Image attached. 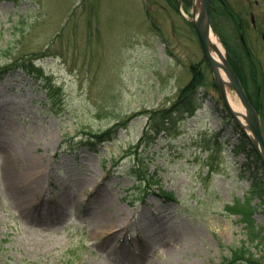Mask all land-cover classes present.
Listing matches in <instances>:
<instances>
[{
  "label": "rangeland",
  "instance_id": "obj_1",
  "mask_svg": "<svg viewBox=\"0 0 264 264\" xmlns=\"http://www.w3.org/2000/svg\"><path fill=\"white\" fill-rule=\"evenodd\" d=\"M171 2L0 0V69L13 71L0 81V264H264V201L230 185L235 166L263 185L264 169L183 18L192 0ZM217 2L214 32L264 132V0ZM191 81L200 108L162 119ZM5 145L41 161L13 186ZM135 162L151 183L136 184ZM30 190L47 195L22 203ZM103 217L112 231L95 229Z\"/></svg>",
  "mask_w": 264,
  "mask_h": 264
},
{
  "label": "water",
  "instance_id": "obj_2",
  "mask_svg": "<svg viewBox=\"0 0 264 264\" xmlns=\"http://www.w3.org/2000/svg\"><path fill=\"white\" fill-rule=\"evenodd\" d=\"M179 4L181 3L179 2ZM189 22L195 31L203 60L212 74L215 88L224 109L238 125L264 169V135L260 119L255 109L250 105L239 79L228 64L226 54H221L213 42V40L216 39L218 41V39L211 22L210 0H193ZM252 24L254 25L253 20ZM214 52L217 53L218 57L214 55ZM221 72L225 80L221 77ZM229 89L234 92L239 101V105L242 108L241 113L235 112L230 108L227 98ZM239 117L242 122L239 121Z\"/></svg>",
  "mask_w": 264,
  "mask_h": 264
},
{
  "label": "trees",
  "instance_id": "obj_3",
  "mask_svg": "<svg viewBox=\"0 0 264 264\" xmlns=\"http://www.w3.org/2000/svg\"><path fill=\"white\" fill-rule=\"evenodd\" d=\"M168 1V0H167ZM172 0H169V4L170 5H173V2H171ZM221 4H219L217 2V0H212V3H211V18H212V13L213 12H216L218 14V12L221 14V15H224L227 11L226 7L223 6V2H220ZM241 36V35H240ZM243 36H241L242 38ZM240 39V37H239ZM240 48L243 52V57L245 58L246 57V51L244 52L245 49V45L244 43L242 44L241 43V40H240ZM230 55V54H229ZM231 56V55H230ZM235 61V60H234ZM231 68L235 71L236 73V64L233 62V61H230L229 62ZM24 68H27V73L29 75H31L32 77H36L37 79H41V70L38 69V68H35L34 65H32L31 63L29 64H26L24 66ZM8 71H10L9 68H3V69H0V77H2L4 74H6ZM238 75V73H236ZM238 78H241L240 75H238ZM240 80V79H239ZM200 84H201V81L199 82H195V81H191L189 85H187V87L181 92V97L179 99V101L176 103V104H173V106L168 109V110H165L163 113H162V119H171L172 116H176V117H179V118H184L185 115L187 116H190L194 113L195 110L199 109L200 106H201V103L204 99V97L202 96H198V91L200 89ZM50 93H53V95L50 96ZM50 93H47L46 94V97H47V100L50 102V101H54L55 97H54V90H52V92ZM49 94V95H48ZM57 102V101H56ZM251 103V102H250ZM56 103L55 102H52V105L54 106ZM161 129L159 128L158 131L156 132L158 135L160 133ZM163 132V131H161ZM106 137L105 135L103 134H98V135H95L93 138L98 140L99 142H103V141H106ZM109 137V136H108ZM240 137H242L243 141H245L246 145L249 146V143L248 141L245 139V137L240 133ZM239 150L243 151L241 149V147H237V151L240 152ZM234 152H230L231 156L233 155ZM252 155L256 158V160L259 162L256 154L254 153V151H252ZM140 165L142 164H139L138 162H135L133 167H132V170H131V173L133 174V177L136 181V184L138 185H144L145 182L146 184L147 183H151L152 182V177H146V174L144 173L145 176L141 177L140 178V174L138 173L139 172V169H140ZM147 169V167H146ZM238 173H239V176L241 179L245 180L246 182L248 181V192L250 195H253L255 196L259 202H263L264 201V185L262 184V182L258 181L259 183H257V181H255L254 178H250L248 176H246L244 174V170L238 168ZM264 176V175H263ZM264 181V179H263ZM238 255V253H237ZM243 255L241 252H240V256ZM236 256V254H235ZM237 257V256H236ZM238 260H235L233 262H224L223 264H238L237 262Z\"/></svg>",
  "mask_w": 264,
  "mask_h": 264
},
{
  "label": "bare ground",
  "instance_id": "obj_4",
  "mask_svg": "<svg viewBox=\"0 0 264 264\" xmlns=\"http://www.w3.org/2000/svg\"><path fill=\"white\" fill-rule=\"evenodd\" d=\"M215 43L217 49L223 54V49L221 48L220 43L215 39L213 40ZM214 55L216 57L217 53L214 52ZM221 77L223 80H225V77L223 73L221 72ZM227 98H228V103L230 105V108L238 113L242 112V108L240 105L237 103H234L232 99L229 97L227 93ZM239 121L242 122V119L239 117ZM2 150L4 151L3 153V162H4V172L6 174V180L13 186L17 184L18 181H20V177L22 175H29L30 173H33L37 166L41 164V161L39 159L33 158V159H28L26 156H23L21 151H18L16 147L10 146V145H5L2 146ZM35 190H30L29 193L25 194L21 198L22 203H28V197L36 195V198L39 196L42 197L43 195L46 196V193L44 190H39V192H34ZM57 200V201H56ZM56 203L58 202V207L60 208H67L69 205L76 206L78 204L77 201H70L67 197L61 195L59 199H54ZM21 204V203H20ZM113 224H115V221L111 222V218H97L96 221L94 222L95 229L98 231H104L108 230L112 231ZM120 235V234H118Z\"/></svg>",
  "mask_w": 264,
  "mask_h": 264
}]
</instances>
